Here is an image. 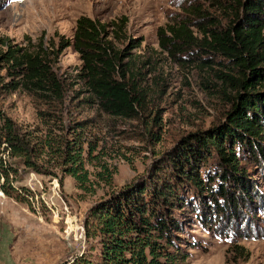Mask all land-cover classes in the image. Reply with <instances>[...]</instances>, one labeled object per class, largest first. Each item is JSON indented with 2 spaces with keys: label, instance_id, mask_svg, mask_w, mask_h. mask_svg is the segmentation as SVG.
<instances>
[{
  "label": "rangeland",
  "instance_id": "1",
  "mask_svg": "<svg viewBox=\"0 0 264 264\" xmlns=\"http://www.w3.org/2000/svg\"><path fill=\"white\" fill-rule=\"evenodd\" d=\"M195 2L220 8L215 0H0V38L29 49L42 44L63 91L60 99L26 89L0 91V128L11 126L28 144V157L11 156L0 144L3 165L15 170L8 184L19 195H6L0 178V264H76L77 258L98 264V239L85 235L92 207L156 174L180 186L185 203L174 213L189 253L185 264H264L262 160H254L246 147L237 150L252 194L234 207L219 200L223 211L207 192L169 174L168 160L183 145L197 149L194 134L206 136L226 123L236 94L218 77L227 68L199 65L196 53L171 55L158 44L157 28L185 17ZM212 11L227 22L221 9ZM82 15L105 24L124 16L126 39L115 46L125 48L128 38L139 40L127 74L141 94L136 117L104 111L89 91L72 45ZM79 149L81 171L88 178L83 187L67 172L66 151ZM200 156L193 167L204 182L222 171L214 152Z\"/></svg>",
  "mask_w": 264,
  "mask_h": 264
},
{
  "label": "trees",
  "instance_id": "2",
  "mask_svg": "<svg viewBox=\"0 0 264 264\" xmlns=\"http://www.w3.org/2000/svg\"><path fill=\"white\" fill-rule=\"evenodd\" d=\"M215 1L220 8H207L200 2L191 4L185 17L159 26L156 34L159 46L171 55L196 53L194 58L199 65L210 67L217 63L227 68L226 72L219 71L218 77L236 89L226 123L207 131L206 136L194 134L193 138L199 142L197 149L187 141L168 160L173 178L207 192L216 209L223 211L226 208L219 200L224 199L228 207H234L252 194L240 168L238 152L246 147L254 160L264 162V0ZM212 9L226 13L227 22L222 24ZM126 24L124 16L105 24L82 15L76 21L72 45L82 61L89 91L101 108L133 118L138 115L141 94L133 77L127 74L131 51L140 42L128 38L125 48L115 46V41L126 39ZM215 56L222 57V61L216 62ZM2 71L8 80L0 76V91L26 89L53 99L63 95L42 44L29 49L14 46L7 37L0 38ZM1 143H5L11 156L28 157V144L9 125L0 128ZM203 151L208 155L214 152L223 168L216 176L207 175L205 182L193 167ZM80 153V149L66 151L70 163L67 172L83 187L88 178L81 171ZM12 172H15L12 166H4L0 159V178L6 183L1 189L17 199L18 193L8 184ZM215 180L217 185L212 187ZM184 203L179 183L171 182L163 174L133 187L126 186L98 202L85 223L86 237L98 239V264H185L189 253L182 247L183 227L174 213ZM89 261L74 260L76 264Z\"/></svg>",
  "mask_w": 264,
  "mask_h": 264
}]
</instances>
